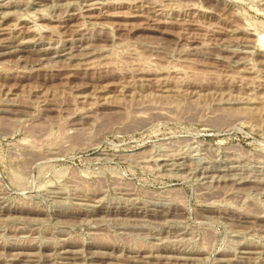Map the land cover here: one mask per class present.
Segmentation results:
<instances>
[{
  "label": "rangeland",
  "instance_id": "rangeland-1",
  "mask_svg": "<svg viewBox=\"0 0 264 264\" xmlns=\"http://www.w3.org/2000/svg\"><path fill=\"white\" fill-rule=\"evenodd\" d=\"M0 264H264V0H0Z\"/></svg>",
  "mask_w": 264,
  "mask_h": 264
}]
</instances>
